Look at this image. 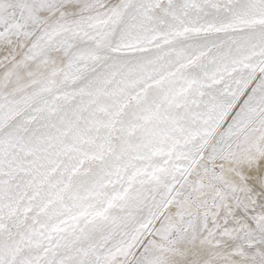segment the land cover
I'll return each instance as SVG.
<instances>
[{"label":"snow or ice","instance_id":"snow-or-ice-1","mask_svg":"<svg viewBox=\"0 0 264 264\" xmlns=\"http://www.w3.org/2000/svg\"><path fill=\"white\" fill-rule=\"evenodd\" d=\"M0 264H264V0H0Z\"/></svg>","mask_w":264,"mask_h":264}]
</instances>
